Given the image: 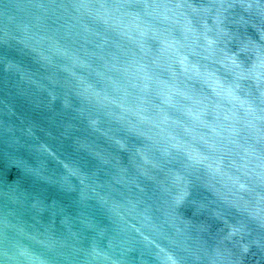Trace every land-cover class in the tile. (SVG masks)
Returning <instances> with one entry per match:
<instances>
[{
    "label": "water",
    "instance_id": "1",
    "mask_svg": "<svg viewBox=\"0 0 264 264\" xmlns=\"http://www.w3.org/2000/svg\"><path fill=\"white\" fill-rule=\"evenodd\" d=\"M0 264H264V0H0Z\"/></svg>",
    "mask_w": 264,
    "mask_h": 264
}]
</instances>
